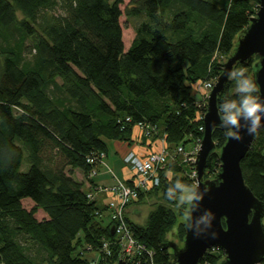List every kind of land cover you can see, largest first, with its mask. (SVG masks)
<instances>
[{
  "label": "trees",
  "instance_id": "1",
  "mask_svg": "<svg viewBox=\"0 0 264 264\" xmlns=\"http://www.w3.org/2000/svg\"><path fill=\"white\" fill-rule=\"evenodd\" d=\"M122 2L0 0V264L119 259L115 245L110 256L99 254L103 241L114 238L113 222L107 204L94 199L90 188L97 184L89 174L101 165L109 141H134L138 124L150 144L163 138L172 159L160 170V183L140 190L127 206L147 195L162 201L144 223L126 212L125 220L135 239L152 251L154 264L173 261L164 245L170 229L183 241L188 206L180 202L176 183L194 185V163L175 150H188L203 135L206 98H196L194 86L215 81L259 1L129 0L127 13L140 20L127 48L119 21ZM256 60L247 58L233 69H244L252 79ZM236 84L229 78L224 83L218 110L239 99ZM212 138L204 179L219 169L225 131L214 128ZM263 149L264 127L240 161L245 184L262 202ZM24 159L28 166L21 170ZM74 168L82 171L88 190L71 176ZM24 198L33 201L30 208L23 206ZM38 209L47 217L38 219ZM223 257L222 249L208 248L198 264H217Z\"/></svg>",
  "mask_w": 264,
  "mask_h": 264
},
{
  "label": "water",
  "instance_id": "2",
  "mask_svg": "<svg viewBox=\"0 0 264 264\" xmlns=\"http://www.w3.org/2000/svg\"><path fill=\"white\" fill-rule=\"evenodd\" d=\"M258 1L256 13L237 35L234 46L223 63L222 71L208 93L203 115V135L194 160L197 173L195 186L203 196L201 201L193 200L194 210L187 222L195 224L204 211L208 210L212 214L211 227L201 223L198 230L203 232L197 235L184 221L185 235L182 245L179 246L173 238L164 243L166 247L171 248L173 254V261L165 264H198L200 257L211 247L224 251L223 259L217 264H260L264 260V202L245 184L240 166L254 134L249 135L246 128H242L241 140L226 135V140L219 150V169L216 175L203 179L207 157L215 147L213 129L220 127L225 134L227 132V129L221 126L217 95L229 78L228 72L236 63L257 56L252 79L259 88L257 95L264 101V0ZM241 123H246L243 118ZM261 123L260 128L264 127V120ZM196 205L199 207L196 208ZM111 264L125 262L119 258Z\"/></svg>",
  "mask_w": 264,
  "mask_h": 264
},
{
  "label": "built area",
  "instance_id": "3",
  "mask_svg": "<svg viewBox=\"0 0 264 264\" xmlns=\"http://www.w3.org/2000/svg\"><path fill=\"white\" fill-rule=\"evenodd\" d=\"M214 84V80L198 81L195 87L196 91H206L202 96L207 104V96ZM201 92V91H199ZM203 117V116H202ZM138 127L143 129L141 124ZM203 130V126L200 127ZM162 142L161 147L156 150H151L144 155L138 154L134 150H128L122 157V160L130 165L133 176L130 178V183L126 180L116 178L114 183L108 186L97 185L96 189H106L110 193L111 199L108 201L107 206L110 210V218L112 220L114 238L112 240H105L99 254L104 258L111 255L112 249L110 246L117 247L118 256L126 264V261H133L135 264H154L152 261V251L147 249L146 246L137 241L125 220L126 207L129 202L137 199L139 191H146L153 186L160 183V170L165 167L166 163L172 159L171 153L167 149L163 138H159ZM201 138L196 139L188 150H184L182 146L176 148L177 153L184 154L185 160H191L194 163L196 153L200 146ZM104 154L100 153V162L103 161ZM93 161V158H88ZM107 166V165H106ZM110 171V169L108 168ZM97 173L96 169L91 170L90 176ZM195 177L194 185L196 184V170L195 167L191 173ZM92 197L91 193H88ZM212 248V247H211ZM218 248V247H215ZM98 256V255H97ZM96 256V258H98ZM143 261V262H142ZM90 264H98L97 260H92Z\"/></svg>",
  "mask_w": 264,
  "mask_h": 264
},
{
  "label": "clouds",
  "instance_id": "4",
  "mask_svg": "<svg viewBox=\"0 0 264 264\" xmlns=\"http://www.w3.org/2000/svg\"><path fill=\"white\" fill-rule=\"evenodd\" d=\"M229 79L236 80V92L239 94L238 100L225 102L220 106L219 111L222 113L221 126L227 129L226 135L235 140H241V129L246 128L249 135H253L262 126L264 120V101H261L258 95L254 93L259 92L258 85L245 74L244 69H232L228 72ZM241 118L246 123H241ZM227 126V127H226ZM176 188L182 191L180 202L188 207L184 210V221L190 229H194L199 235L203 230H198L201 223H206L211 227L212 214L205 210L204 214L195 222V224L188 223L192 211L193 200H202L203 193H201L195 185H186L177 181ZM172 188L168 189V194H171ZM199 205H196L198 208ZM214 235V233H213Z\"/></svg>",
  "mask_w": 264,
  "mask_h": 264
},
{
  "label": "rangeland",
  "instance_id": "5",
  "mask_svg": "<svg viewBox=\"0 0 264 264\" xmlns=\"http://www.w3.org/2000/svg\"><path fill=\"white\" fill-rule=\"evenodd\" d=\"M129 5V0H123V2L120 4V8L122 11V14L120 15L119 21L120 24L122 26V38H123V43H124V47L127 48L131 42V40L133 39L134 35H135V28L136 25L138 24L139 20L136 17H133L131 15H129L127 13V7ZM19 16L20 13H18ZM197 84V83H196ZM196 84L194 87H196ZM193 94L196 98H199L200 96L202 97L204 95V93L206 91L203 90H199L196 91L195 88L193 90ZM112 141H109L108 143H110ZM110 166V161H108ZM28 164L26 163V160L24 159L21 163L20 169L21 170H26L27 169ZM112 166V164H111ZM68 168V167H67ZM70 174L71 176L76 179V180H80V181H84L86 189L88 190V181L86 180V178L83 176V173L81 170L74 168L72 170H70ZM211 178V177H208ZM204 179V177H203ZM90 190L92 191L93 195H95V193H97L98 191H102V193L100 194L101 196L96 200L98 205H106L108 203V201L111 199V195L109 192H107L106 189H95V188H90ZM162 201V198L160 196H154V195H147L144 197L143 201L141 202H137L136 204L132 205L133 210L130 212L129 217L132 221H135L136 223H144L146 221V216L148 211L153 208V206L155 205V203ZM22 204L23 206H25L26 208H30L33 205V201L29 198H24L22 199ZM35 216L38 219H41L43 217H47L46 213L42 210V209H38L37 212L35 213ZM263 223H264V218H263ZM171 238H173L175 240V242L181 246L182 245V241L180 239H178L177 235H176V230L175 227H173L172 229H170L167 233H166V239L170 240ZM89 257H96V254H90L88 253ZM261 264V263H260Z\"/></svg>",
  "mask_w": 264,
  "mask_h": 264
},
{
  "label": "crops",
  "instance_id": "6",
  "mask_svg": "<svg viewBox=\"0 0 264 264\" xmlns=\"http://www.w3.org/2000/svg\"><path fill=\"white\" fill-rule=\"evenodd\" d=\"M132 137L134 141L128 144L124 141L114 140L108 143L106 154L103 157L105 164H101L97 168V173L93 177L92 184L108 186L114 183L116 178L122 180H129L133 176V172L130 165L122 160L123 155L128 150H134L138 154L144 155L145 153L156 150L161 147L162 142L157 139L150 144L148 138L141 135V129L137 126L133 128ZM110 166H108L109 162ZM110 169V171L108 170ZM102 191L95 193L94 199L97 200L101 195ZM132 205L127 206L126 214L129 216L130 212L133 210Z\"/></svg>",
  "mask_w": 264,
  "mask_h": 264
},
{
  "label": "flooded vegetation",
  "instance_id": "7",
  "mask_svg": "<svg viewBox=\"0 0 264 264\" xmlns=\"http://www.w3.org/2000/svg\"><path fill=\"white\" fill-rule=\"evenodd\" d=\"M212 178V177H211ZM261 264H264L263 262Z\"/></svg>",
  "mask_w": 264,
  "mask_h": 264
}]
</instances>
